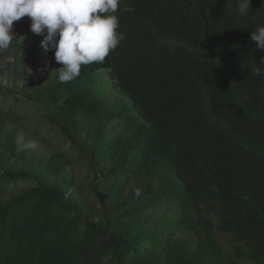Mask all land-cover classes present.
<instances>
[{
    "label": "trees",
    "instance_id": "trees-1",
    "mask_svg": "<svg viewBox=\"0 0 264 264\" xmlns=\"http://www.w3.org/2000/svg\"><path fill=\"white\" fill-rule=\"evenodd\" d=\"M237 3L120 0L124 39L66 83L28 78L18 29L0 94L31 103L85 172L75 186L37 131L21 150L30 138L5 127L21 116L0 113V264H235L217 232L264 264V51L250 38L264 0L245 16Z\"/></svg>",
    "mask_w": 264,
    "mask_h": 264
},
{
    "label": "clouds",
    "instance_id": "clouds-1",
    "mask_svg": "<svg viewBox=\"0 0 264 264\" xmlns=\"http://www.w3.org/2000/svg\"><path fill=\"white\" fill-rule=\"evenodd\" d=\"M119 3L120 0H0V50L9 48L15 37L14 22L27 16L31 19L30 30L43 35L41 46L45 51L55 50V61L62 65L57 69L58 80H75L82 65L104 62L124 39V34L117 32L119 20L114 14ZM250 5L251 0H238V14L247 15ZM250 38L264 51V25L252 31ZM251 71L261 75L258 66H252ZM35 146L21 144V150Z\"/></svg>",
    "mask_w": 264,
    "mask_h": 264
},
{
    "label": "rangeland",
    "instance_id": "rangeland-1",
    "mask_svg": "<svg viewBox=\"0 0 264 264\" xmlns=\"http://www.w3.org/2000/svg\"><path fill=\"white\" fill-rule=\"evenodd\" d=\"M30 25L31 22L22 17L19 21L14 22L12 31L14 35L17 36L16 33L20 28L22 35H26L29 39L25 45L28 78L32 81L38 80V71H41L43 80H46L54 76L57 73V69L62 67V65L55 61L54 49L52 51H45L41 46L43 35H35L30 30ZM13 42L14 40H12L11 43ZM11 60L10 46L7 49L0 50L1 76L2 71H8V62ZM18 83L21 84L22 81L20 80ZM9 104H13L14 110L21 116V118L19 121L6 120V129L10 130L13 127V124L19 125L21 131L30 138V143L35 145L37 144L36 142H39L40 144L42 143L41 139H39V141L33 135V131H37L38 136L45 140V142L42 140L45 143V147H48V149L53 148L65 151L72 161L68 171L76 181L75 186H78L83 180V174L85 172V166L83 160L79 158L78 151L71 149L66 140L56 130L52 129L45 120L39 117V114L31 103L14 99L13 97H8V100L4 102V97L0 94V113L5 114L9 111ZM44 149L40 147L35 151H38L40 154ZM217 235L227 262L233 261L235 264H255L254 262L240 259L235 256L234 247L229 235L219 232H217Z\"/></svg>",
    "mask_w": 264,
    "mask_h": 264
}]
</instances>
